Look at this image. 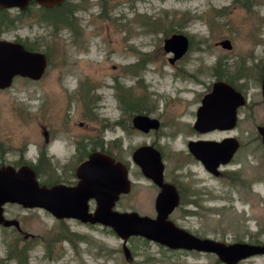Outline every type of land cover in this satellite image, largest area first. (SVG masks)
Segmentation results:
<instances>
[{"label":"rangeland","instance_id":"374dc122","mask_svg":"<svg viewBox=\"0 0 264 264\" xmlns=\"http://www.w3.org/2000/svg\"><path fill=\"white\" fill-rule=\"evenodd\" d=\"M70 1L80 6L74 20L78 34L66 27L55 32L37 17H24L14 28L0 32V39L24 40L49 53L41 79L17 77L9 88L0 90V164L15 166L23 160L37 164L43 153L47 164L39 163L40 181L47 183L70 179L65 166L73 150L70 134L79 135L81 129H86L89 147L114 137H121L124 144H131L133 138L148 139L131 137L130 118L126 119L117 97L124 89H117L115 83L129 88L130 98H144L151 111L160 110L164 101L166 116L186 113L184 121L193 122L192 93L186 89L197 85L189 73L212 66L225 53L215 42L229 39L234 51H245L261 40L256 49L264 48V0ZM178 27L189 37L190 47L184 62L170 64L163 40L167 30ZM181 68H190L189 73L180 75ZM198 77L201 82L208 79ZM120 118L127 129L114 126ZM222 135L216 133V138ZM184 138L176 132L174 137L165 136L164 142L180 150ZM255 147L247 144L237 153L231 166L240 168L235 177H213L191 163V174H186L191 203H180L170 219L199 237L226 243L264 242V151ZM140 181L135 197L122 196L115 204L117 210L153 215L152 188L143 178ZM94 207L91 201L90 210ZM184 208L192 213L183 215ZM3 215L16 220L17 226L0 224V264H19L7 257L15 240L19 248L26 246L27 264H217L212 253L169 250L134 236L124 240L108 227L75 219H62L75 234L72 242L53 241L47 256L46 242L61 232L60 219L44 209L12 203L4 205ZM238 264H264V255Z\"/></svg>","mask_w":264,"mask_h":264},{"label":"water","instance_id":"95a60500","mask_svg":"<svg viewBox=\"0 0 264 264\" xmlns=\"http://www.w3.org/2000/svg\"><path fill=\"white\" fill-rule=\"evenodd\" d=\"M30 0H0V8L23 9ZM44 6L59 4L62 0H35ZM226 47L225 41L221 43ZM189 47L184 33H173L163 40V49L172 53L170 61L181 57ZM48 65L43 51H31L15 40L0 39V90L9 88L16 77L32 81L41 79ZM225 89V90H223ZM231 90V89H230ZM228 87L218 82L210 93L202 99L197 111L194 128L205 132L214 128H230L235 123V104L228 102L232 94ZM226 91L230 92L227 93ZM227 96V97H226ZM220 121H226L222 126ZM133 122L156 127V119L137 115ZM45 134V133H44ZM264 147V129H261ZM235 139L225 138L221 142L191 141L189 149L205 168L217 175V167L227 163L238 148ZM145 160L141 161L143 172L161 185V163L154 149L145 148ZM78 183L75 186L56 184L50 187L40 185L30 166L14 168L0 166V224L17 226L16 220H7L3 215L5 204L12 203L24 208H41L56 219H75L82 223L99 224L111 228L117 236L127 239L140 236L156 242L168 249L189 250L212 253L225 264H237L251 256L264 255V242L226 243L208 237H198L179 227L167 217L178 204V195L171 185L164 184L156 198L158 215L155 218L139 215L134 211L113 209L117 195L125 191L126 177L122 167L105 153H91L77 168ZM94 200L95 208L89 210V200Z\"/></svg>","mask_w":264,"mask_h":264},{"label":"flooded vegetation","instance_id":"af4514ba","mask_svg":"<svg viewBox=\"0 0 264 264\" xmlns=\"http://www.w3.org/2000/svg\"><path fill=\"white\" fill-rule=\"evenodd\" d=\"M31 2L33 4L32 7L34 9H36L38 5H40L35 0H30L23 9L30 6ZM16 9H20V8H13V10ZM188 40L190 47L189 37ZM223 41H225V45H227L226 47H223V45L221 44ZM260 41L261 40L255 41L256 45L255 48L254 47L252 48V50L234 51L235 46L229 39L219 40L215 42V45L217 48L219 47L225 48V53L219 56L212 63V66H207L208 68L207 67L193 68L192 71L194 73L187 72L190 68H187L188 70H184L182 68L179 69L180 75H184L188 73L191 75L193 74L192 82L197 85L196 88L193 90L186 89V92L192 93L191 98H189V102L191 106H194V108L191 110V113H189V116H191V114L193 115L194 117L193 122L184 121L183 116L186 113L175 114V115L170 114L166 116L167 108L164 106V101L162 102L160 110L156 112L151 111L152 106L145 107V103L143 102L142 107H144V109L140 111L141 113H135L136 110L127 111L124 109L122 112L125 114L126 119L127 117L130 118L131 121L130 129L132 133L131 137L147 136L148 139L141 138V140L135 141L138 138L136 139L133 138L134 140L132 139L131 144H124L123 140H121L122 139L121 137H114L109 142L108 140L101 139L99 142L96 143V145H92L89 147L90 143L88 141L87 132L85 131L86 129L83 130L81 129L79 135L75 133L70 134V142L73 147V150L71 156L69 157V159L66 160L65 163L67 169L66 172L70 177V179H66V181L68 180L67 182H58L56 184L75 186L79 181V178L77 176L78 166L82 162L87 160L91 153L94 152L105 153L109 157H111L115 163H118L122 167L126 177V186H125L126 189L125 191H121L117 195L113 209L117 210L115 208V204L122 196L135 197V194H137L135 193V190L140 186L139 184L141 183L140 178H143L148 182L150 188H152L151 190L153 194V201L151 202L153 203V208H154L153 215L151 216L144 215V216H149L151 218L157 217L158 211L156 209V198L158 194L162 191L164 184H166L174 187L178 195V204L167 217L169 220L174 222L170 218L175 214V212L178 211L177 208L180 205V203L183 204L184 201L186 200H188V203H191V201L189 200V195L192 192V190L187 182L188 177L186 176V174L188 173L191 174V169H190L191 163L198 164L203 170H205L213 177H221V176L235 177L238 174H240V170H239L240 168L239 169L231 168V166L234 163L235 156L244 145L252 144L253 146H257L255 147L256 149L258 148V150L264 151V147L262 143V134H261V129H264V48L261 47V49L259 50L256 49ZM187 52L188 50L181 57H179L178 59L172 62L170 61V58L173 57V54L170 53L171 56L168 57V61L170 62V64L184 62L185 55L187 54ZM133 65H136V63L128 64L126 67H130ZM198 75H207L208 79L205 82H201ZM208 80L210 81L208 82ZM218 82H221L225 86H227L228 90L231 89L230 92L232 94L228 96V102L235 104V109H234L235 123L230 128H214L212 130L205 132L197 131L194 128V122L197 117V111L202 104V99L206 94L212 91L213 85ZM115 86L117 88V83H115ZM119 87L120 89H124L126 91L128 98L130 99V101H132L130 104L131 105L135 104L136 102L135 99L137 98L134 99L130 98L131 94L129 92V88H122L120 84ZM226 92L230 93L228 91ZM185 110H187V107H185ZM137 115H143L150 117L152 119H156L157 121L156 127L155 128L151 126L147 127L146 125H143L142 126L143 128L146 127L145 130L142 129L141 127H138L133 122L134 117ZM220 123L222 126L228 124L226 123V121H220ZM114 124H115L114 126H119V125L124 126L123 127L124 129L128 128V126L122 122V118L114 121ZM79 126L80 127L83 126V122H79ZM176 132L178 134L182 133L185 135L184 138L185 145L180 150L169 148L167 147V144L164 142L165 136L174 137L176 135ZM44 133H45L44 135H46V132ZM216 133H222L223 135L219 138H216ZM207 134H212L213 136L207 137L206 136ZM225 138L235 139L239 145L237 150L231 157V159L227 163L220 164L217 167L218 174L215 175L209 172L199 159L194 157V155L189 149V143L191 141L221 142ZM110 143H112V146H110ZM145 148H150L151 150L154 149L159 155L160 163H161V185L155 183L150 176H147L143 172L141 161L145 160L146 154H144L140 150L146 151ZM127 149L129 150L131 149V150L128 152ZM54 167L57 168L58 166L54 165ZM91 201L94 202V200L90 199L89 203ZM192 203L197 205L196 201H193ZM187 213L190 214L192 212L184 208L182 214L185 215ZM134 237L140 238V236H134Z\"/></svg>","mask_w":264,"mask_h":264},{"label":"trees","instance_id":"16d2710c","mask_svg":"<svg viewBox=\"0 0 264 264\" xmlns=\"http://www.w3.org/2000/svg\"><path fill=\"white\" fill-rule=\"evenodd\" d=\"M30 4L31 5L25 9H21V10L16 9L15 13H11L9 9L0 8V32H5V31H8L9 29L14 28L15 26H17V24H19L20 22L23 21L24 17H26V18L27 17H37V19L44 21L45 23L49 24L54 29L55 32L58 31L61 27H66V28H70L75 34H78L77 26H76V23L74 20L76 19L75 12L77 10H79V8H80L79 4H73V3H71L70 0H62L59 4H53L52 6H44V5L40 4V5H38V7L36 9H34L32 7V5H33L32 2ZM179 28L180 27H178V30H176L174 28H170L169 30H167L165 32V36L168 37L173 33H183ZM15 41L21 42L25 46V48L28 50H31V51L41 50V49H39V47L36 44H30V43H28L24 40H20V39H17ZM43 52L46 55L47 61H48L49 60V53L46 50H44ZM25 79H27V78H25ZM118 88H120V87L117 83V89ZM123 91H124L123 93L119 92V94L117 96L119 103H120L121 110L122 111H123V109L127 110V111L136 110L135 113H141L140 111L142 109H144V107H142V106H143V102L145 103V101L142 100L141 98H137V99H135L136 100L135 104L131 105L130 103L132 101H130V99L128 98L126 91L125 90H123ZM43 155L44 154L41 153V158L39 159V162L37 164L33 163L30 160L29 161L28 160L22 161V159H21L22 162H20L18 165H15L13 167L18 168V167L23 166V165L30 166L33 169V171L35 172L36 178H38L40 185L50 187V186L58 183V181H53V182H49V183L40 181L39 163L45 162L47 164L46 160H44L42 158ZM21 157H22V154H21ZM0 166H3V164H0ZM184 203H188V200L184 201ZM60 220L61 221H59V222H60L61 232H59L57 234V236H55L57 238L50 239L48 242H46L45 246H46V250H47V256H50V249L49 248H50L51 243L53 241L65 239V240H68L69 242H72L71 236H75V234L69 232L68 228L66 227V225L64 224L62 219H60ZM142 239H144V238H142ZM145 241H147V239H145ZM17 242L18 241L15 240L13 243H11L9 245V248L7 251V257L16 259L19 262V264H27V260H26L27 255H26V251H25L26 246L24 245L22 248H19L17 246ZM260 243H263V242H260ZM260 243L256 242L253 244H260ZM169 250H172V249H169ZM217 264H225V263H223L219 259H217Z\"/></svg>","mask_w":264,"mask_h":264}]
</instances>
